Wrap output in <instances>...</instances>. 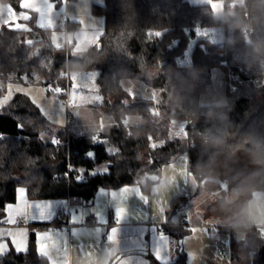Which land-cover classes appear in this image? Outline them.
I'll return each instance as SVG.
<instances>
[{
  "label": "trees",
  "instance_id": "1",
  "mask_svg": "<svg viewBox=\"0 0 264 264\" xmlns=\"http://www.w3.org/2000/svg\"><path fill=\"white\" fill-rule=\"evenodd\" d=\"M227 1L231 7L225 4L224 18L217 19L210 5H194L190 0H104L92 7L94 14L104 16V35L82 57L54 45L52 31L38 28L34 14L29 31L1 27L0 79L13 73L20 79L37 74L48 92L59 91L65 99L61 89L70 91L73 71H98L101 106L109 110L114 124L98 134L60 132L58 139H72L69 153L67 146L57 148L41 139L46 118L29 107L28 100L15 97L0 108V224L5 205L16 200L18 187L26 188L31 200L76 197L92 202L101 189L132 185L145 174L159 177L160 168L181 155L187 156L188 169L197 180L195 196L204 191L223 195L216 198L217 204L224 203L227 211L209 205L218 215L234 217L232 211H243L252 191H264V0ZM0 2L22 10V0ZM214 28L223 29L222 42L199 35ZM191 44L190 59L184 62ZM214 69L226 76L227 102L202 106L199 99L213 83ZM123 79L140 80L156 91L155 99L135 97L124 88ZM4 91L0 87V97ZM131 115L143 122L126 125ZM173 120L185 125L186 136H171ZM94 137L100 141L94 143ZM152 143L161 145L152 147ZM111 146L115 152L108 151ZM90 152L94 160L86 159ZM217 158L226 161L227 172L214 178L225 182L226 189L207 181ZM109 160L110 174L87 172ZM69 164L77 171L69 172ZM235 189L236 199L225 202L223 198ZM189 200L175 199L170 214ZM63 218L59 214L49 223L29 227L61 228L68 224ZM164 230L180 241L189 228L171 222ZM149 259L157 264L154 256ZM0 264L49 262L37 254L32 236L27 252L10 251L0 257ZM174 264H186L183 251ZM251 264H264V236Z\"/></svg>",
  "mask_w": 264,
  "mask_h": 264
},
{
  "label": "rangeland",
  "instance_id": "2",
  "mask_svg": "<svg viewBox=\"0 0 264 264\" xmlns=\"http://www.w3.org/2000/svg\"><path fill=\"white\" fill-rule=\"evenodd\" d=\"M55 9L63 7L65 1L75 3L76 0H51ZM89 0H80L79 4H72L75 6L74 10L76 18L82 21L84 26L88 24H97L98 18L104 20L102 14H93V4L85 7ZM100 4H104V0H94ZM220 2L219 0H216ZM99 4V5H100ZM65 16V15H64ZM56 26V25H55ZM217 29V28H214ZM211 29L202 31L199 35L201 37L211 34ZM218 33L222 35L223 29ZM65 31L63 29H53L52 42L56 46L65 44ZM209 39L215 42H222V38L216 34L215 38L208 35ZM218 37V38H217ZM193 44L189 47L187 58L184 62L189 61L190 53ZM77 74H80L78 77ZM73 82V91L78 97V103H73L75 96L72 94L69 97V106L61 98L59 91L52 90L48 92L49 87L45 85L42 77L37 74L31 76H23L21 79L17 74H10L5 80L0 79V87L5 91L0 97V108H3L13 98L28 100L29 107L38 109L39 112L46 118V127L41 131L40 137L44 142L52 141L60 132L67 129L74 134H82L86 132L100 133L106 128L114 124V119L109 113V110L103 108L102 95L99 92V86L96 82L98 71H73L71 73ZM213 83L207 88L206 92L201 95L199 103L202 106H220L227 102L226 98V84L227 79L224 72L220 69L212 71ZM122 84L132 95L137 98L147 100L155 99V90L149 89L140 80L123 79ZM70 94V92H69ZM68 94V95H69ZM143 120L140 116L131 115L125 120L126 125H138ZM187 131L185 125L180 121L173 120L171 136L184 137ZM56 141V140H55ZM54 141V142H55ZM161 143H152V147L159 146ZM109 152H115L116 148L109 147ZM107 164H100L96 166V171L106 170ZM211 178L208 183L216 185V180L221 185L222 189L227 188V184L214 178L220 174H226L227 163L224 159H215L214 165L209 168ZM160 180L155 183H150V190L142 192L140 188L129 185L126 189L118 190L117 193L113 191V201L123 199L128 201V214H131L130 220H158L164 216L167 217V222L179 221L182 215H185L190 223V229L187 234L181 239L183 241V248L190 250L191 255L186 257V264H251L254 254L260 249L261 242L264 236V191L255 189L248 200L243 211L234 213V217L221 218V214L217 216V211L209 210V205L213 204L215 210L219 212L227 211L223 204H217V199L222 197L221 193L212 195L208 191H204L200 195L195 196L198 188V183L194 175L188 169V158L186 155H181L175 158L171 163L163 165L159 173ZM213 177V178H212ZM241 189V188H240ZM238 190H232L231 193L223 198L224 201H234L238 196ZM99 195V194H98ZM179 196H187L190 198L189 203L181 210L170 214L171 205ZM99 197V196H98ZM217 198V199H216ZM99 199V198H98ZM114 203V202H113ZM115 204V203H114ZM88 209L99 206V200L94 206L84 204ZM144 206L141 210L140 206ZM100 207V206H99ZM162 207H167L168 213L158 215V211ZM78 207H75L77 209ZM124 209V208H123ZM203 212L208 216L205 217ZM81 214V213H80ZM205 219H209L206 221ZM226 220V221H225ZM223 221L234 227H246L248 230L244 233L239 232L234 235L235 242L232 244V236L230 230H224ZM206 222H217L215 233L210 235L209 226L211 224ZM196 223L209 224L206 226L194 225ZM233 224V225H232ZM226 229V228H225ZM206 231V233H205ZM233 248V249H232ZM232 252L234 253L232 255ZM185 253V252H184Z\"/></svg>",
  "mask_w": 264,
  "mask_h": 264
},
{
  "label": "crops",
  "instance_id": "3",
  "mask_svg": "<svg viewBox=\"0 0 264 264\" xmlns=\"http://www.w3.org/2000/svg\"><path fill=\"white\" fill-rule=\"evenodd\" d=\"M190 1L194 5H210L217 19L224 18L225 3L223 0H219L220 2L216 0ZM79 2L80 0H76L75 3L65 1L62 8L55 9L51 0H22L21 11H16L12 6L0 2V28L8 26L14 29L29 31V22L34 14L36 15L35 25L38 28L51 31L54 28L63 29L65 31V44H62L60 47H65L67 53L75 57H82L91 47L99 43L101 37L104 35L105 23L100 17H95L98 18L96 25L88 24V26H84L82 21L76 18L77 15L74 12L77 11L74 10L75 6L72 5L79 4ZM91 3L100 4L99 1L89 0L85 7L91 5ZM91 16L96 15L91 13ZM209 31H211V34L208 35H211L213 38H215L216 34L222 38V35L218 33L220 30L211 29ZM77 76L79 77L80 74H77ZM70 77L72 78L71 75ZM68 94L71 98L72 94H74L75 99L73 103L76 105L79 99L73 91V82ZM56 139H58V135L54 140L48 142H54ZM108 167L109 165L107 164L104 171H107ZM159 180L160 177H157V180H150L142 176L133 186L137 188L141 187L140 190L142 192H147L150 190V183L152 184ZM211 181L219 183L216 180ZM129 187L124 186L121 188L126 189ZM122 189H101L97 192L94 200L88 202L76 197L31 200L27 196V189L18 187L15 202L7 204L9 205V209L7 212L5 210V217L0 224V232L11 231V234L16 236L17 240H20L21 237L23 238L26 251L20 253L28 251L32 236L35 237L36 244L41 240L42 243H45L52 250L50 257L46 259L48 262L51 259L53 264L56 261H59V264H153L149 259L150 255L154 256L153 253L160 258L161 264H174L181 251L185 252L188 258L191 253L190 250H186L185 247L183 248V241L180 240L182 242L181 245L180 241L173 239L164 230V227L172 222L171 219L170 223L167 222L166 216H164L166 221H163L162 218L158 220H130L131 214L129 215L126 210L128 208V201L124 199L122 201L117 200V202L113 201V194ZM112 190H114V193ZM97 200H99L100 207L88 209L84 205L94 206ZM33 205L38 210L34 209ZM52 206H55L54 216H46L45 213ZM75 207L78 208L75 209ZM140 209L143 210L144 206L141 205ZM121 210L124 212L122 217L119 216ZM166 211L168 213L167 207H162L158 211V215H162ZM33 214L39 216L40 220L47 219L50 222L60 214L64 216L63 220H67L70 226L62 227L61 229L37 230L33 233L29 227L30 224L49 223L33 221ZM203 214L205 217L208 216L204 212ZM9 215L13 222H8ZM225 215L226 213H223L221 218L224 219ZM91 217H95L94 223L90 222ZM205 220L208 221L209 219ZM17 221H20L21 225L16 226L15 223ZM225 221H223L225 224H222L224 225V230L229 229L231 235H235V232H245L243 228L246 227L236 228ZM173 223L187 224V227L190 229V223L186 217L180 218L179 221H174ZM206 223L211 225L205 223H196L194 225H209L206 226L209 228L210 226L216 227L214 223L216 224L217 222ZM113 231L117 234L115 242L111 241ZM44 237L52 238L45 239ZM8 248L11 249L10 251L17 252L12 247L10 241L8 242ZM59 248H63V251H57Z\"/></svg>",
  "mask_w": 264,
  "mask_h": 264
},
{
  "label": "snow or ice",
  "instance_id": "4",
  "mask_svg": "<svg viewBox=\"0 0 264 264\" xmlns=\"http://www.w3.org/2000/svg\"><path fill=\"white\" fill-rule=\"evenodd\" d=\"M18 127L21 129V131H23V128L22 126L18 125ZM106 153L108 155H110L107 151V149H105ZM86 155L89 157V159H95V156H94V152H90V153H86ZM106 163H108L109 167H108V170L107 171H102L104 174H110V170H111V161H107ZM68 170L69 172H72V171H77L76 167L69 164L68 165ZM83 172H85V169H83ZM87 172L90 174V175H94V174H98L99 172L101 171H96V165L94 164V168L93 169H88ZM65 177L67 178V173L65 174ZM77 181L80 182V180L82 179V176L79 174L77 175ZM19 191H18V197H19ZM47 207V206H46ZM33 208L34 209H37L35 205H33ZM9 209V205H5V210L7 212V210ZM38 210V209H37ZM55 214V206H52L51 208H48L47 212L45 213L46 216H54ZM124 215V212L123 210H121L119 212V216H123ZM33 221H37V222H50L49 220L45 219V220H40L39 219V216L33 214ZM21 218H24V217H21ZM8 222H13L11 221V217L10 215L8 216ZM161 231H163L161 229ZM116 232L113 231V234H112V237H111V241L112 242H115V239H116ZM3 238H7V239H3ZM45 239H51L49 237H44ZM0 240H2V242H0V256H3L5 255L8 251H10L11 249L8 248V242L10 241L11 244H12V247L15 248V250L17 251V253L19 254L20 252L22 251H26V245H24V242H23V238L21 237L20 240H17L16 239V236L12 235L11 234V231H8V232H0ZM57 251H63V248H59L57 249ZM51 252L52 250H50L48 248V246L45 244V243H42L41 240L39 241V243L37 244V254L41 257H44V258H49L50 255H51ZM154 255V258L157 259V264H161V261H160V258L156 256L155 253H153ZM177 260H179V257H177ZM49 264H53V261L50 259L49 260ZM55 264H59V261H56Z\"/></svg>",
  "mask_w": 264,
  "mask_h": 264
},
{
  "label": "built area",
  "instance_id": "5",
  "mask_svg": "<svg viewBox=\"0 0 264 264\" xmlns=\"http://www.w3.org/2000/svg\"><path fill=\"white\" fill-rule=\"evenodd\" d=\"M223 1H224V3H225L227 6H230V7H231V2H229V1H227V0H223ZM61 93L66 95V98L63 99V100H64V102L67 104V106H69V103H71V102H69V96H68V93H67L64 89H61ZM71 141H72L71 137H70V136H67L65 140H63V139H56V141H55L54 143H55V146H56L57 148H60L61 146H67L68 149H69V153H70V144H71ZM93 141H94V143H97V142H99L100 140H99L98 137H94V138H93ZM76 154H78V152H76ZM90 222H91V223H94V222H95V217H91V218H90ZM15 225H16V226H19V225H21V222H20V221H17V222L15 223ZM69 226H70L69 223L66 224V225H64V227H69ZM61 228H62V227H61ZM61 228H60V229H61ZM214 229H216L215 226H210V227H209V233H210V235H213V234L215 233V230H214ZM31 230H32V231H36L35 228H32Z\"/></svg>",
  "mask_w": 264,
  "mask_h": 264
},
{
  "label": "water",
  "instance_id": "6",
  "mask_svg": "<svg viewBox=\"0 0 264 264\" xmlns=\"http://www.w3.org/2000/svg\"><path fill=\"white\" fill-rule=\"evenodd\" d=\"M86 159L93 160V159H89L88 156L86 157ZM143 177L146 178V179L148 178L150 180H157V176L156 175L145 174ZM180 244L182 245L181 241H180Z\"/></svg>",
  "mask_w": 264,
  "mask_h": 264
}]
</instances>
